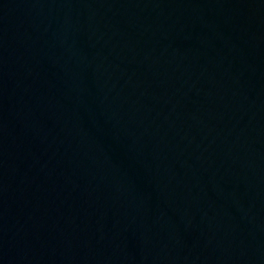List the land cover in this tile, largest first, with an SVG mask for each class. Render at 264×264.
I'll return each mask as SVG.
<instances>
[{
  "label": "water",
  "instance_id": "obj_1",
  "mask_svg": "<svg viewBox=\"0 0 264 264\" xmlns=\"http://www.w3.org/2000/svg\"><path fill=\"white\" fill-rule=\"evenodd\" d=\"M0 264H264V0H0Z\"/></svg>",
  "mask_w": 264,
  "mask_h": 264
}]
</instances>
